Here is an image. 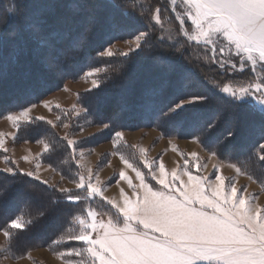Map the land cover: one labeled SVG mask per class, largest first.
Listing matches in <instances>:
<instances>
[{
	"label": "rangeland",
	"instance_id": "obj_1",
	"mask_svg": "<svg viewBox=\"0 0 264 264\" xmlns=\"http://www.w3.org/2000/svg\"><path fill=\"white\" fill-rule=\"evenodd\" d=\"M153 1L154 5L149 9L150 19L163 31V34L156 37L158 45L151 48L146 47V45L151 43L150 35L154 32L144 28L139 23L129 20L132 18L141 22L144 14L127 0H113L110 4L120 10L118 12L120 14L117 11L113 13L110 7H103L100 3L92 0L89 2L84 0H48V2L40 3L42 7L37 11L42 14V11L55 9L56 14L54 13L52 16V24L56 28L65 31L62 36L63 39L61 38V42H59L61 46L57 47L50 40V43L46 41L48 52H43L42 56H40L41 63L50 68L49 74L55 75L59 84L52 90L42 92L37 99H33L28 104L25 103L22 107L1 113L0 138H3L4 146L0 148V172L12 173L18 171L23 173L31 171L50 182L51 184H47L48 186L59 190L60 187H68L70 185L68 182L78 180L83 173L87 175L91 171L93 180L99 182L100 185L107 186L116 179L113 167V172L105 175L102 179H96V174L110 164L111 154L114 152V149L112 150L110 147L111 142L116 143L115 150L121 149V142L125 143L123 151L120 150L121 153L128 154L136 163V166L142 168L146 177L148 168H151L152 164L158 163L167 152L174 151L182 156L180 161L196 162L199 165V169L201 171L204 170L210 177L215 176L214 171L211 169L214 163L215 166L218 164L226 170L225 177L229 182L232 183L230 180H233V183L238 181L239 200L242 201V195L244 194L245 209L250 211L253 225L256 226L258 231H261L264 237V184H260L256 177L247 171L248 169H244V166L239 164V161L226 158V156L245 158L250 147L248 148V146L243 144H248V141H251L252 138H259L257 149L252 147L251 150L253 149L252 152H255L258 160H264V158H261L264 156V147H261L264 145V134L259 133L257 130H250L251 126L243 125L242 135L240 133L232 138L229 137L227 133L231 132V127H236L237 114L241 115L238 112L239 110L234 112V107L223 105L216 99V95L210 97V90L205 89L203 86V84L206 85L211 89V92H218L231 101L233 100L236 103L246 102L250 106L264 111V103L260 102L259 93L255 89L239 98L221 90L224 85L236 90L249 88L250 85L255 84H261L264 87V0ZM159 1L164 3L162 8L159 7ZM81 7L85 9L84 11H90V14L94 12L93 9H102L103 14H99V17L103 20L105 26L102 24L103 28L98 31L96 40L98 41L104 35L107 42L99 48L94 57L86 54L89 60L95 59L97 61L96 64L88 66L75 77H67L70 71L67 70L68 68H62L65 65L64 58L62 60L60 58L53 59V53L65 55V52H62L61 49L67 46V43H71L70 45L73 46V49L80 48L84 43L81 32L85 33L91 27L88 25L94 24L95 19L92 16L84 15L79 20H75L72 17L71 10L80 9ZM124 12L133 15V17L125 18ZM25 17L30 20L29 25L36 29L38 36L44 35L48 39L54 36L52 33H43L42 29L38 28L42 18L30 19L28 15ZM74 22H77L76 26L81 31L74 36L71 34L72 37L69 38L71 31H68V29L70 30ZM122 27H126V29L123 30ZM141 33L144 36L139 41L140 46L137 48L134 42ZM242 33L243 38H241ZM110 35L115 37L111 40L107 39ZM175 35L184 38L187 48L195 51V53L192 51L193 57L198 56L199 61L209 65L219 75L211 77L206 74L201 66L192 62V54L182 52L183 57L180 63L186 69L175 76L176 82L180 78L182 79L180 80L182 82L180 87H183L182 92H185L181 96L177 95L169 109L186 98L203 97V99L193 103L184 104L176 110L178 115L184 116L188 113L186 116L190 115L192 117V123L190 122L185 128L186 131L191 130V133L188 135L177 133L183 125L178 122L169 123L160 120L165 116L164 113L154 116L152 122L140 120L124 128L120 127L118 123L117 127L110 125L107 121L108 118L113 122H117L121 118L123 110H125L124 107H120L122 101L119 94L107 95L109 98H106V100L109 103L106 110L109 115L105 118L97 117L98 96L101 92L96 93L95 90L100 88L101 90L99 91H102V87L105 88L110 85L104 84L102 86L101 84L107 69L102 64L109 63V58H114V63H118L122 57L137 56L139 54L142 56V54L151 53V50L156 48L158 52L161 51L162 53L159 56H153V61L156 62L158 60L160 63H165V70L168 71V65L171 62L166 61L164 55L171 50L164 47L162 43H164L165 39L168 40ZM130 48L132 51H130ZM106 50H110L112 55H101ZM173 53L177 55V51ZM40 58H37V60H40ZM180 63L176 61L174 67H179ZM70 68L73 69L72 64ZM244 71V78H238L237 76ZM143 72L148 73V68H145ZM125 78L126 80L127 78L129 79V77ZM93 81L96 82L95 87H93ZM165 84L170 85V81L165 82ZM110 98L112 101L109 100ZM14 104L15 102H11L10 105L13 106ZM88 105L91 106V111L87 108L89 107ZM203 107L214 108L218 111L208 112L207 115L202 117L199 116L198 110ZM26 109L29 110L28 118L20 120L18 126L8 119V116L18 117L19 113ZM92 115H95L97 119H93ZM216 118L218 119V125L226 128L224 133H226L225 137L228 138L223 140L222 143L216 137L207 138L206 141L210 144L216 142L218 144L219 142L217 147L213 148L211 146L209 148L201 140L202 135L205 133V126L203 125L207 120H217ZM237 120L239 121V118ZM40 123L43 124L44 128L39 127L38 124ZM25 124H29V127L32 125L33 134L30 136L35 138H27L25 133L18 138L19 131ZM36 126L38 131L44 130H42V134L35 131ZM215 126H217V123ZM215 126L212 128L214 129ZM117 131L122 133V138L115 137ZM37 134L41 135L37 136ZM52 135L57 136L65 145V156L59 155V157H64L65 161H61L59 165L71 166L73 170L71 169L69 174L64 175L54 164L46 161V154L50 152L52 140H54ZM69 139L74 141L72 145H68L67 141ZM119 139L122 140L118 142ZM228 139H232V141H226ZM240 140L243 142L242 146H235L234 142ZM43 147L45 148L41 151ZM95 149L96 151H94ZM85 155L86 157L94 158L95 163H93L91 168L79 163L81 156ZM172 156L175 155L172 154ZM146 164L148 168L145 166ZM7 168H11L12 171H6ZM32 177L35 178L34 176ZM71 185L74 186L73 184ZM72 189H80L79 192H75L78 196L76 198L79 199L80 197L85 200L83 212L73 218V224L77 228L74 233L76 236L81 232L84 233L85 229L88 228L87 225L99 215L107 220L117 221L116 213L112 212L114 209L106 201L91 192L86 185L80 188L73 187ZM259 195L262 196L260 201ZM242 205L243 202L240 204L241 209ZM14 220L23 222L20 218ZM48 225H51V223H48ZM4 233H7L6 244L3 242L4 247L0 249V264H69L61 259L60 251H52L47 246L39 245L38 240L27 244L25 253L20 257L14 258L8 252V230H0V238L2 237L1 234L4 235ZM85 248L86 244H83L82 247L69 250L70 258L75 264H91L93 262L88 253L84 251ZM46 249L56 256V262L52 261L50 253ZM32 257L34 261L31 260Z\"/></svg>",
	"mask_w": 264,
	"mask_h": 264
},
{
	"label": "trees",
	"instance_id": "obj_2",
	"mask_svg": "<svg viewBox=\"0 0 264 264\" xmlns=\"http://www.w3.org/2000/svg\"><path fill=\"white\" fill-rule=\"evenodd\" d=\"M84 1L89 2L90 0ZM92 1L100 3L103 7H110L113 13H116V11L118 13L120 11L115 6L112 7V5H110L113 0ZM127 1L144 14L141 21L142 23L137 19L134 20L131 18L129 20L137 24L139 23V25L154 32L150 35L151 43L146 45V47L151 48L152 46L158 45L156 37L162 35L163 31L150 19L149 9L154 5V1ZM41 2H48V0H0V115L11 109L22 107L25 103L28 104L33 99H37L38 95L42 92L52 90L59 84L57 83L58 79H56L55 75L49 74L50 68L41 63L40 56H42L43 52H48L47 42H49V40L55 46L60 47L61 44H59V42H61V38L63 39L62 36L65 31L56 28L52 24V16L54 13L56 14L55 9L42 11V14L37 11L42 7V4H40ZM55 3L53 4L55 5ZM159 4L161 8L164 6L163 1H159ZM9 9H12V11L9 12ZM84 10L83 7L73 11L71 10L72 17L75 20H79L80 17L84 15L92 16L95 19L94 24L91 23V25H88L91 27H89L85 33L81 32L84 43L77 49H73V46L70 45L71 43H67L68 45L61 49L62 52H65V55L53 53V59L60 58L62 60L64 58L65 61H63L65 65L62 66V68H68L67 70L70 71L67 77H75L88 66L96 64L97 61L93 58L89 60L86 54L94 57V54L98 52L99 48L107 42L104 35L98 41L96 40L99 33L98 31L100 28H103V20L99 17V14H103L102 9H93L94 12H92V14H90V11ZM27 15L30 19L42 18L41 22L38 24V28L42 29L43 33H52L54 36L51 37V39L46 38L44 35L38 36L36 29L29 25L30 20L25 17ZM124 17L130 18L133 17V15H129L126 12ZM76 24L77 22H74L70 30L68 29V31H71L69 38H71L72 35L74 36L80 33L81 30L77 28ZM103 26H105V24H103ZM126 27H122L123 30H125ZM114 37L115 36L110 35L107 39L111 40ZM185 43L184 38L177 37L176 35L170 37L168 40L165 39L164 43H162L164 47L171 50L170 52L167 51V53L164 52L165 60L171 62V64L168 65V71L165 70V63H160L158 60H156V62L153 61V56H159L162 53L161 51L158 52L156 48L152 49L151 53L148 52V54H142V56L139 54L137 56L131 55L122 57L118 63H114V58H109V63L102 64V66L107 67V69L101 84L102 86L104 84L110 85H107L105 88L102 87V91H99L101 90L100 88L95 90L96 93L101 92L98 96L97 117L100 116L105 118L109 115L106 110L108 108L107 104L109 103L106 100V98H109L107 95L119 94L121 96L120 100L122 101L120 107H124L125 110H123L124 112L117 122H113L108 118L107 121L110 125H115L114 127H117V125L120 124V127L124 128L140 120L152 122L154 116L164 113L165 116L160 120L169 123H181L183 126L177 133L190 134L191 130L186 131L185 129L188 124L193 121L190 115L186 116L188 113L184 115L186 117L178 115L177 111L168 113L169 107L174 102L177 95L181 96L185 92H182L183 87H180L182 83L180 80L182 79L180 78L178 80L179 82H176L175 76L177 73L179 75L182 70L186 69V67L180 63L183 57L182 52H186V54L188 52L192 54L193 57V50L187 48ZM174 51H177V55L174 53L172 54ZM193 52L195 53V51ZM194 56H196V54H194ZM197 57L192 58L194 64L201 66L205 73L209 74L211 77L219 76L209 65L202 63ZM37 58H40V60H37ZM176 61L180 63V66L177 68L174 67ZM71 64L73 65V69L70 68ZM145 68H148V73L143 72ZM158 73H160L159 76H157ZM244 75L245 71L240 73L237 77L242 79ZM125 77H129V79L127 78L126 80ZM156 77L158 78L156 79ZM169 81L170 85L165 84V82L167 83ZM203 86L205 89L210 90V97L216 95V99L223 105L234 107V112L239 110L238 112L241 115L237 114V117L240 122L237 120L238 118L235 120L237 123H235L236 127H231L230 131L232 134L229 137L232 138L234 135L240 134L243 125L251 126L250 130H257L259 133L264 134V111H260L246 102L236 103L233 100L231 101L218 92H211V89L206 85L203 84ZM109 100L112 101L111 98ZM11 102H15V104L12 106L10 105ZM88 106L87 108L90 110L91 106ZM216 111L218 110L214 108L203 107L201 110H198V114L203 117L207 115L208 112L213 113ZM92 117L93 119H97L95 115H92ZM213 121H215V125L217 123V126L214 125V129L208 127ZM38 125L40 128H44L42 123ZM203 126H205V133L202 135L201 140L209 148H211V146L213 148L217 147L219 142L222 143L223 140L228 138L225 137L226 133H224V131L226 132V128L218 125V119L207 120ZM32 128V125L29 127V124H25L23 128L21 127L18 138L22 136L21 134L23 133L26 134L27 138L34 137L30 136L33 134ZM35 129V131H38L37 126ZM42 130L43 129L38 132L42 134ZM41 134H37V136ZM52 136H54L52 137L54 140H52L50 152L46 154V161L54 164L64 175L69 174L72 169L71 166L68 165L65 167L59 165L61 161H65L64 157H59V155L65 156V145L57 136ZM210 137H216L219 141L218 144H216L217 142L214 144L208 143L206 139ZM226 141L231 142L232 139ZM248 142L249 143H246V145L243 144L241 140L234 142L235 146H242L243 144L244 146H248V148L250 147L245 158L239 156H226V158L239 161V164L244 166V169H248L247 171L252 173L260 184H264V160H258L255 152H252L254 148L257 149L259 138H252L251 141ZM252 147L253 149L251 150ZM124 148L125 147L121 145L120 150ZM237 152L235 153L238 154ZM79 191L80 189H71L69 192L64 193L42 183L32 176L18 171L12 173L0 172V230L4 229L9 232V254L14 258L22 256L27 250L25 246L32 241L35 242L34 240H38L37 242L39 245L47 246L53 251L82 247L83 243L74 238L76 236L74 233L77 228H75L73 224L74 216L82 213L84 209L83 203L85 200L80 197L79 199L76 198L78 196L75 192ZM112 212L115 213V211ZM115 215L117 216V214ZM17 218L23 221V227L17 229L9 227V223ZM48 223H51V225H48Z\"/></svg>",
	"mask_w": 264,
	"mask_h": 264
},
{
	"label": "crops",
	"instance_id": "obj_3",
	"mask_svg": "<svg viewBox=\"0 0 264 264\" xmlns=\"http://www.w3.org/2000/svg\"><path fill=\"white\" fill-rule=\"evenodd\" d=\"M121 140L119 139L118 142ZM115 144L114 142L110 143L111 149H114L111 154L110 164L96 174V179H102L114 170L115 181L107 186L100 185L102 191L93 189L91 184L87 186L91 192L106 201L118 216L117 221H111L99 215L87 225L88 228L84 232L90 238L93 233V235L96 234V239L92 240V243L96 245L98 260L102 261L103 264H110L109 258L116 259V256L113 252L105 250L98 241L111 239L134 243L136 238L142 234L144 241L154 242L169 235V233L163 231L166 226L183 223L182 220L174 216L157 217L155 213L147 208L146 200L148 194L156 191H162L165 199L172 200L180 206L191 207L203 215L215 218L218 223L227 222L237 230H243L244 233H252L258 238H264L261 231L256 229L253 232L251 227L253 225L252 217H250V211L245 209L244 194L242 195V201L239 200L238 181L233 183V180H230L232 183L229 182L225 177L226 170L220 165L217 164L215 166L213 163L211 169L214 171L215 176L210 177L204 170L201 171L199 169V165L196 162L180 161L182 156L178 152L171 151L167 152L158 163L152 164L151 168H148L147 164L145 165L148 168L146 177L142 168L136 166V163L128 154L115 150ZM120 144L122 146L125 145L122 142ZM44 148H41V151ZM172 154L175 156H172ZM79 163L91 168L95 161L94 158L86 157L85 155L81 156ZM83 176L87 179V175L83 173ZM161 179L166 181V184L161 185ZM41 181L46 180L41 178ZM46 182V184H51L48 181ZM93 182L96 183L97 181L93 180ZM68 184L71 185L72 183L68 182ZM70 185L67 188L74 187ZM193 189L199 190L200 196L205 201L204 203H200L196 199L191 201L187 199L185 193L190 195ZM260 200H262V196L259 195ZM242 202L241 209L240 204ZM1 236L0 249L4 247L3 242L6 244V236L3 234ZM78 241L83 242L81 240ZM83 244L85 243L83 242ZM184 244L183 251L185 254L193 256L194 254L189 251L192 241L185 240ZM47 251L50 253L52 261L56 262V256L49 250ZM60 252L62 260L69 264H75L70 258L69 250ZM218 255V253H209L206 259L197 257L194 259V264H221V261L217 258ZM90 258L93 260L91 256ZM131 259L132 257H126L125 261H121L119 264H127V261ZM31 260L34 261V258L32 257ZM91 264H94V260Z\"/></svg>",
	"mask_w": 264,
	"mask_h": 264
},
{
	"label": "snow or ice",
	"instance_id": "obj_4",
	"mask_svg": "<svg viewBox=\"0 0 264 264\" xmlns=\"http://www.w3.org/2000/svg\"><path fill=\"white\" fill-rule=\"evenodd\" d=\"M11 11L12 9H9V12ZM240 27L242 28V26ZM143 36L144 34L141 33L136 37L134 43L137 48L140 46L139 41ZM241 38H243V33ZM130 51H132L131 48ZM101 55L111 56L112 52L106 50L101 53ZM125 55H127V53H125ZM95 86L96 82L93 81V87ZM252 89H255V91L259 93L260 102L264 103V87H262L261 84L250 85L249 88H241L239 90L224 85L221 90L239 98L252 91ZM201 99H203V97L186 98L173 105L168 111L169 113L174 112L184 104L193 103ZM28 115L29 110L26 109L20 112L18 117L8 116V119L18 126L20 120H26ZM214 124L215 121L208 127L211 128ZM231 134V132L227 133L229 136ZM115 137L121 138L122 133L117 131ZM67 143L68 145H72L74 141L69 139ZM3 146V138H0V148ZM261 147H264V145ZM261 158H264V156ZM6 171L11 172L12 169L7 168ZM23 173L34 176L37 180L41 181L40 176L31 171ZM92 177L93 173L89 171L87 179L81 175L78 180L70 183L74 185V188H80L91 184L93 189L102 191L99 182L94 183ZM41 182L47 183L46 181ZM160 183L164 185L166 181L161 179ZM71 189L72 188L60 187L59 191L67 193ZM185 196L189 201L196 199L200 203L205 202L200 196L198 189H193L190 195L185 193ZM146 206L155 213L157 217L174 216L182 220L183 223L166 226L163 231L169 233V235H166L163 239L155 240L154 242L144 241L142 239V234L136 238L134 243L111 239L98 241L105 250L115 254L116 259L109 258L110 264H119V262L125 261L126 257H132L130 261H127V264H194L195 258L202 257L206 259L209 253H218L219 255L217 258L221 261V264H264V238H258L252 233H244L243 230H237L227 222L218 223L215 218L203 215L191 207L180 206L172 200L165 199V195L162 191L149 193ZM10 227L14 229L22 228L23 224L19 220H14L11 222ZM251 227L253 232H255L256 226L251 225ZM93 234L90 238L87 234L81 232L74 238L83 241L87 245L84 251L93 258L94 264H103L102 261L98 260L96 245L92 243V240L96 239V234ZM4 235L7 236V233H4ZM185 240L192 241L189 251L194 254L193 256H188L183 251Z\"/></svg>",
	"mask_w": 264,
	"mask_h": 264
}]
</instances>
